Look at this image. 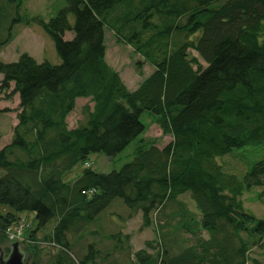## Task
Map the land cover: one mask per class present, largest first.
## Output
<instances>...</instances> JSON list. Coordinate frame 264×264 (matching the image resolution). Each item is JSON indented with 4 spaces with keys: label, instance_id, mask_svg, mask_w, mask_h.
Instances as JSON below:
<instances>
[{
    "label": "trees",
    "instance_id": "trees-1",
    "mask_svg": "<svg viewBox=\"0 0 264 264\" xmlns=\"http://www.w3.org/2000/svg\"><path fill=\"white\" fill-rule=\"evenodd\" d=\"M20 2L0 8V34L12 11V23L20 22ZM33 20L60 63L37 62L26 53L0 61V92L11 89L19 101L11 142L0 149V205L11 210L0 213V244L8 228L26 224L16 242L30 254L50 245L56 252L46 264H87L92 245L76 262L68 234L119 199L130 217L139 212L143 227L154 223L160 232L159 261L139 250L140 264H247L241 233L264 250V220L246 214L240 201L244 190L264 186V159L242 180L216 162L264 142V0H64L48 21ZM11 29L0 47L10 42ZM105 29L153 67L135 90L106 61ZM79 98L92 106L83 107L85 122L69 129L66 117ZM143 112L155 116L171 142L137 145L119 170L84 168L74 181L63 180L77 165L87 166L92 154L120 153L144 131ZM22 212L34 215V230L19 220ZM51 220V233L37 242L34 235Z\"/></svg>",
    "mask_w": 264,
    "mask_h": 264
},
{
    "label": "rangeland",
    "instance_id": "rangeland-1",
    "mask_svg": "<svg viewBox=\"0 0 264 264\" xmlns=\"http://www.w3.org/2000/svg\"><path fill=\"white\" fill-rule=\"evenodd\" d=\"M18 1L0 0V8L4 10L6 5H13L14 9V4ZM20 1L18 10L20 22L12 23L15 18L12 11L11 16L5 21V31L0 34V39L6 37L7 27L11 24V40L0 47V61L4 63L14 62L22 53H26L37 62L47 61L53 65L59 64L60 59L56 54L53 42L33 19L48 21L64 6V0ZM104 34L107 63L117 71L130 91L135 90L137 85L153 71V67L131 45L118 40L113 32L105 29ZM71 36V33H66L64 39H70ZM188 54L190 58L195 57L199 64L205 66V63L197 56L195 51L189 50ZM10 91L11 89L7 92H0V110H3L0 113V149L11 142L13 128L18 123L16 118L19 111L18 96L16 94L9 95ZM87 105L92 106L88 99L79 98L75 101L74 109L66 117L68 128H75L78 124L85 122L83 107ZM140 119L144 125V131L120 153L112 158H108L102 153L92 154L86 160L87 166L85 164L77 165L64 176L63 180L65 182L74 181L84 168H89L96 173H109L119 170L122 165L132 160L137 145L148 146L154 144L162 148L172 141L170 134L162 133L156 123L155 116L143 112ZM261 159H264V142L233 149L228 154L216 158V162L225 174L234 175L238 180H242L252 165ZM2 175L3 171L0 169V176ZM179 199L186 204L191 212L197 214L188 195H181ZM240 201L246 214L253 216L256 220H264V186L244 190ZM9 211L11 210L8 207L0 205L1 214ZM130 214L131 212L119 199L112 201L82 231L68 234V241L72 243L70 255L77 262V259H81L89 252L88 247L92 245V260L87 264H140L136 262L134 256L139 250H144L146 255L156 258L158 262L163 249L159 238L160 232L156 230L154 223L149 227H143L139 212L133 217H130ZM17 216L20 217L21 222L25 221L29 224L30 229L34 230L36 228V221L32 213L22 212L18 213ZM54 224L55 220H51L45 227L37 231L34 235L35 240L45 242L44 240L51 233ZM246 226L250 228L253 223H247ZM27 231L24 230V235ZM126 235L129 236V240L125 239ZM241 235L248 249L247 264H254L253 260L264 264V250L253 244L256 239L246 233H241ZM13 242L16 241H6L0 244V255L3 260L7 258L11 251ZM19 251L22 253L24 261L28 259V264H31L34 258L41 264H46L47 261L52 259L56 248L40 244L36 254H30V250L26 246L19 244Z\"/></svg>",
    "mask_w": 264,
    "mask_h": 264
},
{
    "label": "water",
    "instance_id": "water-1",
    "mask_svg": "<svg viewBox=\"0 0 264 264\" xmlns=\"http://www.w3.org/2000/svg\"><path fill=\"white\" fill-rule=\"evenodd\" d=\"M0 264H28V259L23 260V255L19 251V243L13 242L11 244V251L5 260L0 255Z\"/></svg>",
    "mask_w": 264,
    "mask_h": 264
},
{
    "label": "built area",
    "instance_id": "built-area-1",
    "mask_svg": "<svg viewBox=\"0 0 264 264\" xmlns=\"http://www.w3.org/2000/svg\"><path fill=\"white\" fill-rule=\"evenodd\" d=\"M26 226V224H19L17 226L8 228L5 232L7 241L20 240Z\"/></svg>",
    "mask_w": 264,
    "mask_h": 264
},
{
    "label": "crops",
    "instance_id": "crops-1",
    "mask_svg": "<svg viewBox=\"0 0 264 264\" xmlns=\"http://www.w3.org/2000/svg\"><path fill=\"white\" fill-rule=\"evenodd\" d=\"M77 100V99H76ZM69 129H72V128H69Z\"/></svg>",
    "mask_w": 264,
    "mask_h": 264
}]
</instances>
